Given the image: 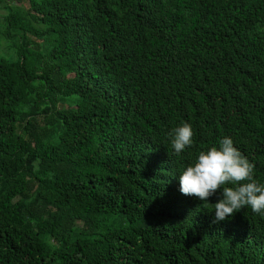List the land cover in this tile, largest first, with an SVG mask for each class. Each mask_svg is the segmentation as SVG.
<instances>
[{"label":"trees","instance_id":"obj_1","mask_svg":"<svg viewBox=\"0 0 264 264\" xmlns=\"http://www.w3.org/2000/svg\"><path fill=\"white\" fill-rule=\"evenodd\" d=\"M0 7V264H264V216L179 191L225 137L264 183V0Z\"/></svg>","mask_w":264,"mask_h":264},{"label":"clouds","instance_id":"obj_2","mask_svg":"<svg viewBox=\"0 0 264 264\" xmlns=\"http://www.w3.org/2000/svg\"><path fill=\"white\" fill-rule=\"evenodd\" d=\"M171 147L180 156L193 144L194 130L183 122L168 133ZM255 165L235 146L231 137L206 151H200L195 162L179 174V191L202 202L218 192L214 207V223L226 221L243 208L264 216V183L254 176Z\"/></svg>","mask_w":264,"mask_h":264},{"label":"rangeland","instance_id":"obj_3","mask_svg":"<svg viewBox=\"0 0 264 264\" xmlns=\"http://www.w3.org/2000/svg\"><path fill=\"white\" fill-rule=\"evenodd\" d=\"M13 1H15V0H13ZM6 15L7 14V11L5 10V9H3L2 7H0V15ZM0 55H1V53H0Z\"/></svg>","mask_w":264,"mask_h":264}]
</instances>
